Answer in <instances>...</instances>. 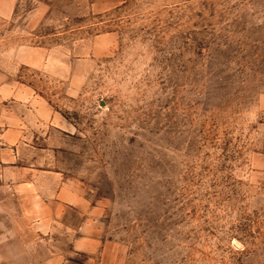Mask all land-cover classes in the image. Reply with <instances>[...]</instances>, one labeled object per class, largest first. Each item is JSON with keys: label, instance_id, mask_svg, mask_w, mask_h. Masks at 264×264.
Here are the masks:
<instances>
[{"label": "rangeland", "instance_id": "1", "mask_svg": "<svg viewBox=\"0 0 264 264\" xmlns=\"http://www.w3.org/2000/svg\"><path fill=\"white\" fill-rule=\"evenodd\" d=\"M0 264H264V0H0Z\"/></svg>", "mask_w": 264, "mask_h": 264}]
</instances>
